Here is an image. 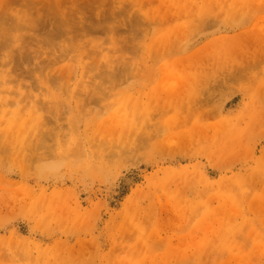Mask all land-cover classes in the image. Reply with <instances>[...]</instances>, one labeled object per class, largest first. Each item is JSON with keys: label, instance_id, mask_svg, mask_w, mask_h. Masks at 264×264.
Returning a JSON list of instances; mask_svg holds the SVG:
<instances>
[{"label": "rangeland", "instance_id": "374dc122", "mask_svg": "<svg viewBox=\"0 0 264 264\" xmlns=\"http://www.w3.org/2000/svg\"><path fill=\"white\" fill-rule=\"evenodd\" d=\"M0 264H264V0H0Z\"/></svg>", "mask_w": 264, "mask_h": 264}]
</instances>
